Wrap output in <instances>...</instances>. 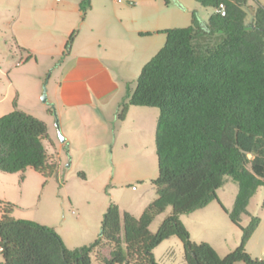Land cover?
Here are the masks:
<instances>
[{
  "label": "trees",
  "instance_id": "trees-1",
  "mask_svg": "<svg viewBox=\"0 0 264 264\" xmlns=\"http://www.w3.org/2000/svg\"><path fill=\"white\" fill-rule=\"evenodd\" d=\"M195 1L213 10L207 22L193 11L187 27L160 31L164 46L142 67L116 116L123 121L130 106L159 112L157 177L151 181L156 198L138 218L126 212L120 217L117 205L110 203L98 237L72 250L53 228L11 218L13 205L0 201V264H92L101 250L94 259L98 264H157L152 251L170 237L180 241L185 264H264V258L253 259L245 250L259 219L250 217L240 226L250 198L258 188L264 192V6H255L246 24L248 0ZM220 4L224 16L214 12ZM89 6V0L79 4L81 12ZM214 35L219 41L209 46L206 40ZM46 138V125L29 114L13 109L1 116L0 172L28 168L49 178L54 166L47 163ZM225 178L238 188L227 214L241 239L219 257L207 243L192 242L179 217L213 201L226 212L216 196ZM167 208L170 214L150 232L154 218Z\"/></svg>",
  "mask_w": 264,
  "mask_h": 264
},
{
  "label": "crops",
  "instance_id": "crops-1",
  "mask_svg": "<svg viewBox=\"0 0 264 264\" xmlns=\"http://www.w3.org/2000/svg\"><path fill=\"white\" fill-rule=\"evenodd\" d=\"M81 1L54 0V7L49 9L45 0H0V113L2 116L9 113L4 103L11 94L15 95L11 97L16 101L12 110H20L42 121L47 128L46 139L51 140L49 127L52 125L53 108L64 135V142L59 148H67L71 165H100L103 156L113 159L114 150L119 148L123 153V165L127 166L130 165L128 144L137 142L145 154L154 151L158 113L151 108L130 106L124 120L119 121L116 118L119 106L135 89L142 67L164 46L165 36L160 31L187 27L191 14L185 15L176 10L168 13L155 5L153 0H122L120 3L89 0V8L81 12ZM129 1H133V5H129ZM74 32L67 47L68 37ZM145 33L150 35H140ZM31 63L42 65L32 74L34 78L27 76ZM12 69L15 70L14 77L8 79ZM49 69L47 103H42V80ZM137 115L149 116L150 119L137 120L139 125H131ZM134 132L139 134V139L124 138V135ZM57 161H61L59 153L56 159L48 157L47 163L54 166L53 173ZM79 173L82 177L78 176ZM4 176L5 173L0 172V201L9 202L14 207L21 205L8 196L9 188ZM77 177L81 181L86 179L85 173L79 170ZM227 184L224 182L216 191L218 201L226 212L218 202L213 201L179 217L190 240L197 244L207 243L219 257L232 252L241 239L240 230L231 223L227 214L232 210L238 188L236 184ZM65 185L67 182L62 187ZM219 191L229 194L226 205L218 195ZM23 198L27 197L22 196L19 201ZM70 198L78 212L75 219L64 218L63 224H56L49 218L38 223L53 228L65 247L72 250L87 246L98 237L103 214L110 203L117 205L120 217L126 212L138 218L156 198V193L146 201L143 197L139 199L136 213L122 208L125 201L118 195L109 194V199H100L91 208L81 207L73 197ZM262 211L263 214L258 215L259 224L245 245L250 257L258 260L264 258V236L258 238L264 227ZM243 217L244 222L240 218L241 227H245L252 217L247 208ZM159 224L155 230L150 224V232L154 233ZM176 250L182 251L183 255L180 241L170 237L152 252L157 264L158 252L162 253L166 264H170ZM182 264H185L184 258Z\"/></svg>",
  "mask_w": 264,
  "mask_h": 264
},
{
  "label": "rangeland",
  "instance_id": "rangeland-1",
  "mask_svg": "<svg viewBox=\"0 0 264 264\" xmlns=\"http://www.w3.org/2000/svg\"><path fill=\"white\" fill-rule=\"evenodd\" d=\"M114 1L118 2V0ZM153 1L155 5L160 7L163 11H167L168 13L169 11L176 10L187 15V13L191 14V12L194 11L201 21L207 22L209 16L213 13L211 8H203L195 0ZM54 4V0H45V6L49 9L53 8ZM258 4L264 6V0H248V4L244 9L246 12V24L251 22L253 9ZM218 41L219 38L214 35L209 37L206 40V43H208L209 46H213L217 44ZM22 66L23 65H21V67ZM28 67L32 68H29L30 70L27 74L28 78H34V75L32 74L38 71V67L41 68L42 65L40 66L38 64L31 63ZM14 69L16 68L14 67ZM14 69H12L11 74L8 75V79L14 77ZM50 72L51 71L49 69L46 71V73H44L45 75L42 80L41 94L43 88H45L47 94V83ZM10 94L11 93H9V95ZM12 96L13 98L15 97V95L11 94L4 103L7 112L12 110L16 102L15 99H11ZM45 103H47V101ZM151 109L156 111V114L159 113L156 108ZM1 112H3V110ZM1 114L2 113H0V115ZM52 117V125L49 127L51 140L46 139L42 143L48 157L53 156V158L56 159V155L59 153L61 161H57L55 172L45 180L41 175L34 173L28 168L16 174H5L4 177L7 178L9 188L8 192L10 194H8V196H11L10 198H12L14 202L18 200V202L21 204L19 206H13V215H10L11 218L28 220L35 223L46 221V219L50 218L54 220L56 224H63L65 222L63 221L64 218L65 220L75 219L78 214L76 205L71 203L72 198H70V200L68 199L70 196L73 197V200H76L75 202H77L81 207L87 206L91 208L94 207L100 199H109V194H113L114 196L118 195L123 201H125V205H121L122 208H128L133 213H136V210L139 207V199H142L143 197L146 201V199L148 200L152 198L153 195L155 196V188L151 185V181L157 177V160L155 148L154 151L152 150L149 154H145L144 149L142 150V148L138 146L137 142L128 144L129 146L127 147V150L130 152L128 156L130 165L127 166L123 165V153L119 151V148L114 150L113 159L105 158L103 156L100 165L96 164L94 166H77L75 163L71 165L70 154L68 153L67 148L65 150H61L59 148L60 141L55 127V116L52 115ZM56 118L58 120L57 115ZM135 119L136 121H146L149 120L150 117L137 115ZM136 121L131 123V125H139V122ZM58 125L60 134L64 138L60 128L59 120ZM126 137L128 140H135L139 139V134L136 132L129 133L128 136L124 135L125 139H127ZM78 170L85 173V181H81L77 177ZM66 182L67 185L62 187ZM224 182L228 183L227 186H236L228 178H225ZM218 195L226 205L228 203V199L230 198L229 194L219 191ZM22 196L27 198H23L22 201H19ZM263 199V189L258 188L255 194L250 198L247 205V212L252 217H257L259 219L258 215L260 216L263 214V211L261 210ZM85 201H87V203H85ZM169 213L170 208H167L162 216L155 218L151 223V229L155 230L156 226L161 222L160 220L163 218V216L168 215ZM241 220L244 222L243 215ZM262 229L263 230L258 238L264 236V227ZM181 252L178 250L174 252L170 264H179L180 262V264H182L183 255H181ZM156 255L159 264H166L161 252L156 253ZM99 256H101L100 251L96 252L93 256L92 264H98L94 261V259Z\"/></svg>",
  "mask_w": 264,
  "mask_h": 264
},
{
  "label": "water",
  "instance_id": "water-1",
  "mask_svg": "<svg viewBox=\"0 0 264 264\" xmlns=\"http://www.w3.org/2000/svg\"><path fill=\"white\" fill-rule=\"evenodd\" d=\"M40 100H41L42 103H45V102H46V90H45V88H43V91H42V94H41ZM51 111H52V115L55 116V127H56V130H57V132H58L59 141H60V143H63V142H64V138H63V137L61 136V134H60V131H59V125H58V120H57V118H56L55 111H54L53 108L51 109Z\"/></svg>",
  "mask_w": 264,
  "mask_h": 264
},
{
  "label": "built area",
  "instance_id": "built-area-1",
  "mask_svg": "<svg viewBox=\"0 0 264 264\" xmlns=\"http://www.w3.org/2000/svg\"><path fill=\"white\" fill-rule=\"evenodd\" d=\"M58 1V0H55ZM118 2H122V0H118ZM129 5H133V1H129ZM215 13H218L220 16H224L225 15V8L223 4H220L215 10ZM1 251V248H0ZM264 257V254H263Z\"/></svg>",
  "mask_w": 264,
  "mask_h": 264
}]
</instances>
